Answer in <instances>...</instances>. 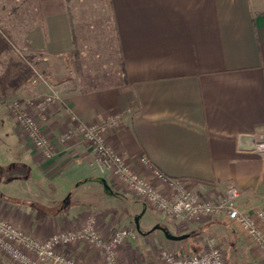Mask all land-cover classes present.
Here are the masks:
<instances>
[{
  "label": "crops",
  "instance_id": "0c3cea01",
  "mask_svg": "<svg viewBox=\"0 0 264 264\" xmlns=\"http://www.w3.org/2000/svg\"><path fill=\"white\" fill-rule=\"evenodd\" d=\"M72 1L0 0V84H5L0 88V140L23 155L12 165L30 169L32 185L39 191L50 193L47 185L57 179L68 198L76 189L89 190L96 206L109 194L136 200L124 188H112L109 177L97 172L87 144L79 138L61 142L74 126L72 116L93 124L122 113V125L110 131L107 140L139 173L150 176L141 163L146 157L201 196L217 200L233 184L243 209L262 204L264 152L254 146L264 140V0H96L115 28L122 64L121 84L107 88L81 78L77 58L84 46ZM14 47L46 58L38 66L62 95L41 126L56 151L51 160L32 146L5 108L3 96L14 89L17 70H23L17 68L21 62ZM30 75L21 86L26 98L45 91ZM97 185L104 190L99 192ZM13 204L0 199L1 217L40 239L83 220L63 216V209L54 216L34 217ZM207 222L217 227L229 223L223 216L206 217L192 226ZM245 243L260 264L257 250ZM79 248L71 252L80 253Z\"/></svg>",
  "mask_w": 264,
  "mask_h": 264
},
{
  "label": "built area",
  "instance_id": "2783aa9c",
  "mask_svg": "<svg viewBox=\"0 0 264 264\" xmlns=\"http://www.w3.org/2000/svg\"><path fill=\"white\" fill-rule=\"evenodd\" d=\"M14 51L45 91L25 103L13 101L9 107L10 113L13 121L25 131L32 146L41 151L45 159L51 160L56 156V151L41 126L47 120L49 108L60 103L62 95L38 68V61H46V58L26 48L14 47ZM71 118L74 126L61 136V142L72 143L79 138L87 144L92 150L95 169L101 176H108L113 184L123 187L165 218L182 223L181 228L199 219L223 216L257 250L261 264H264V202L251 210L243 209L237 202L240 191L233 184L227 185L217 200L201 196L191 191L185 180L165 175L146 157L141 158V163L150 176L139 173L107 140V134L122 125V113L93 124L83 123L76 116ZM254 149L264 152V140L257 142ZM81 221L78 228L58 231L40 239L0 215V264H82L67 252L68 248L80 244L98 251L103 264H119L118 250L125 243L137 241L134 225L119 227L108 238L100 232L99 217L88 214ZM206 242L201 252L193 254L167 245L161 247L156 256L157 264H231L215 238Z\"/></svg>",
  "mask_w": 264,
  "mask_h": 264
},
{
  "label": "rangeland",
  "instance_id": "374dc122",
  "mask_svg": "<svg viewBox=\"0 0 264 264\" xmlns=\"http://www.w3.org/2000/svg\"><path fill=\"white\" fill-rule=\"evenodd\" d=\"M98 3L99 1L96 0L72 1V8H75L74 15H76L75 26L80 33V40L84 46L81 51L79 50L83 55L77 58L81 62L78 64V69L81 70V78L85 79L84 83H92L98 88L115 87L121 84L119 55L115 39H111L112 34L109 29L111 19L106 18L104 11H102L103 9H101L102 7L99 5L100 3ZM15 56L17 55L15 54ZM17 58L19 59L20 57L17 56ZM19 60L21 63H16L18 65L17 68L23 70H17L18 79L14 81L16 82L14 89L6 91L7 94L4 92L5 95L3 96V98L6 97L5 108L9 112V107L13 101L18 100L25 103L27 100L35 98L38 94L29 98L25 97L26 95H24L21 86L25 81L28 83L27 80L30 79H27L28 75L31 74L29 77H34V74L21 58ZM40 70L51 80V77L44 70L41 68ZM51 82L54 84L52 80ZM4 86L5 84H0L1 89H4ZM4 121L7 124L10 122L8 118ZM22 157L23 155H20V151L7 147V145H4L3 140H0V199L6 203L10 200V202L22 206V209L25 208L26 211L32 212L34 217L40 216L44 218L47 215L50 216V214L54 216L61 209L64 211L63 216L68 214L70 216L71 214V216H76L79 219L85 218L88 214H93L99 217L101 222L100 232L104 237L108 238L119 227L130 225L136 227V220L138 219L140 228L138 230L136 227L135 231L137 232V241L125 243L118 250L117 259L119 264H157L158 249L166 247V245L179 249V251L183 250L186 253H197L202 247L203 249L205 248L206 241L210 238L217 240L231 264H257L250 253H248L243 237H237L236 229L233 228L232 224L225 223L217 227L216 222H207L206 224H196L195 227L191 223L186 228H181L182 223L172 222L171 219L165 218L164 215L149 208L143 202L138 201L136 198L137 201L134 200L132 196H127L126 200H121L109 194L106 197L104 196L102 201L100 200L101 206H96L91 201V197L88 195L89 190L80 193L76 189L74 193H70L71 195L68 198L65 189L61 188L63 184L56 183L57 179L50 180L51 182L49 183L51 185H47L52 193L44 192L43 190L39 191L32 185L33 181L30 178L34 177V175H32L30 169H26L23 165H19V167L12 165L15 159H21ZM36 178L40 177L37 176ZM12 179L14 180L12 181ZM70 186L74 187V184ZM114 186L116 185L112 183L111 187L113 188ZM57 188L61 190L58 191ZM96 188L99 192L104 190L102 185H97ZM64 200L66 201L64 202ZM106 211L111 213V217H107ZM78 221L80 222L76 224L75 228L81 225L82 221ZM156 226L165 228L173 235H189V237L183 241H170L165 238L163 231L159 229L153 230ZM201 226H206V228L200 230ZM150 231L153 232L150 233ZM77 247H80V253L71 252ZM194 248H197L198 251L194 250ZM67 252L82 264H103L101 254L86 244L70 247Z\"/></svg>",
  "mask_w": 264,
  "mask_h": 264
},
{
  "label": "water",
  "instance_id": "95a60500",
  "mask_svg": "<svg viewBox=\"0 0 264 264\" xmlns=\"http://www.w3.org/2000/svg\"><path fill=\"white\" fill-rule=\"evenodd\" d=\"M136 227L139 230L140 226H139L138 219L136 220ZM157 229L163 231L164 235H165V238L170 240V241H183V240H185V239H187L189 237V235H182V236L173 235L171 232L165 230V228H162L160 226H156L153 230H157ZM151 232H153V231H150V233Z\"/></svg>",
  "mask_w": 264,
  "mask_h": 264
},
{
  "label": "trees",
  "instance_id": "16d2710c",
  "mask_svg": "<svg viewBox=\"0 0 264 264\" xmlns=\"http://www.w3.org/2000/svg\"><path fill=\"white\" fill-rule=\"evenodd\" d=\"M111 23V25H109L110 27H111V31H112V33H113V38L112 39H115V41L117 40L116 38H117V36H116V33H115V28H114V26H113V24H112V22H110ZM119 65H121V67H122V64H119ZM4 101H6V98H4Z\"/></svg>",
  "mask_w": 264,
  "mask_h": 264
}]
</instances>
